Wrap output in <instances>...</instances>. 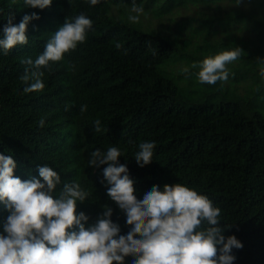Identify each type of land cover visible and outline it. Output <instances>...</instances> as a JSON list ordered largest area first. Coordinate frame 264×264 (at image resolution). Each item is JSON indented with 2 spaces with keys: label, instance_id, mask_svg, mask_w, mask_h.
<instances>
[{
  "label": "trees",
  "instance_id": "obj_1",
  "mask_svg": "<svg viewBox=\"0 0 264 264\" xmlns=\"http://www.w3.org/2000/svg\"><path fill=\"white\" fill-rule=\"evenodd\" d=\"M133 4L162 21L158 31L120 17ZM32 12L39 19L27 25L28 43L7 54L0 49V154L16 162L13 176L42 181L38 166L51 167L61 179L55 191L77 182L91 192L76 205V213L88 217L82 221L86 228L107 206L119 234L126 235L132 226L107 195L110 185L102 171L107 165L88 163L96 149L118 147V161L126 165L138 200L154 185L181 183L195 189L222 210L220 226L229 225L223 235L243 244L233 248V264H264V111L223 97L209 100L217 83L195 91L201 100L184 101L175 80L160 70L178 53L190 62L189 73L182 75L197 74L194 63L227 47L213 39L192 42L201 30L212 37L215 24L228 30L245 22L257 29L256 36L263 32L264 0H99L95 6L89 0H52L42 10L25 7L24 0H0V37L10 14L15 25ZM81 13L93 21L85 42L52 63L51 71L43 70V91L25 93L20 77L27 65L22 61L34 60L65 18ZM183 31L187 37L180 39ZM244 62L264 64V55H247ZM81 105H87L84 113ZM97 119L104 131H94ZM145 141L156 146L151 163L140 167L134 153ZM8 215L0 202V233ZM132 259L125 257L124 264Z\"/></svg>",
  "mask_w": 264,
  "mask_h": 264
},
{
  "label": "clouds",
  "instance_id": "obj_2",
  "mask_svg": "<svg viewBox=\"0 0 264 264\" xmlns=\"http://www.w3.org/2000/svg\"><path fill=\"white\" fill-rule=\"evenodd\" d=\"M89 2L95 6L99 0ZM51 3L52 0H24L25 7L41 10ZM131 11L137 15L128 19L138 22L143 8L133 4ZM13 18L10 14L0 37V49L5 54L17 45L28 43L27 25L39 16L36 12L25 14L15 25ZM92 24L83 13L65 18L46 42L43 52L34 60L22 61L27 65L20 77L25 84L23 91H43V70L51 71L52 63L62 61L66 53L84 43ZM240 53L239 48L224 51L191 67L199 68L197 75L202 84L226 82L229 79L226 65L237 60ZM183 71L189 73L188 68ZM85 111L87 105H81L80 112ZM39 126H44L42 118ZM93 127L95 132L104 131L99 119L93 122ZM155 146L154 141L139 144V151L134 153L138 166L151 163ZM121 155L122 151L115 146L106 151L96 149L90 153L88 163L95 167L107 165L102 170L104 180L110 185L107 195L132 226L126 235L119 234V225L110 219L112 209L107 206L94 224L85 227L82 221L86 222L88 217L84 212L77 214L76 205L91 192L79 183H64L55 191L61 179L47 165L38 166L43 182L36 177L22 181L13 176L16 162L12 157L0 154V202L9 213L0 233V264H113L114 261L124 264L127 256L133 257L132 264H233L236 258L232 250L241 249L243 244L234 235H223L229 225L220 226L219 207L181 183L164 184L162 188L154 185L138 200L126 165L118 161Z\"/></svg>",
  "mask_w": 264,
  "mask_h": 264
},
{
  "label": "rangeland",
  "instance_id": "obj_3",
  "mask_svg": "<svg viewBox=\"0 0 264 264\" xmlns=\"http://www.w3.org/2000/svg\"><path fill=\"white\" fill-rule=\"evenodd\" d=\"M114 7L111 11L116 14ZM131 8L132 7H128L120 17L129 20L128 17L130 15H137V13L131 11ZM156 17H153V15L150 16L143 10V12L139 14L138 22L134 23L129 21L143 29L158 31L162 21ZM256 31L257 29L251 28L249 24L245 22L238 24L237 27L229 28L228 30L223 26L220 27L215 24L211 31L213 32L212 37L208 32L204 33V30H201L198 32L199 34H196L192 38V42L196 43H212L211 39L226 42L227 47L219 50L217 54L236 48L241 49L240 56L237 60L226 65L229 70V79L226 82H217L216 85L218 87L213 89L214 95L209 97V100H220L222 99L221 97H223L224 100L237 101L244 107L253 106L260 111H264V75H261L262 70H260V68H264V64L261 62L255 64L244 62L247 55H250L251 59L253 54L258 56L264 55V31H261L257 36ZM170 33V38L174 39L175 30L173 26L170 27ZM180 33V37H182L180 39L187 37L188 32L183 31ZM179 41V39L176 40L177 44H180ZM189 64L190 62L186 63L184 61L183 56L175 53L160 65V70L168 77L175 80L181 89L180 94L184 101L192 102L201 100V98L196 97L198 93L195 91L199 92L204 89V84L199 82L197 74L191 77H186L185 74L182 75L184 72L183 69L188 68ZM237 67H239V69H235ZM258 68L259 71H257ZM213 96H216V98Z\"/></svg>",
  "mask_w": 264,
  "mask_h": 264
}]
</instances>
